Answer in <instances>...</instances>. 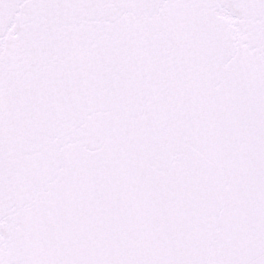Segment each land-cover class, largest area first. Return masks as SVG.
<instances>
[{
  "label": "snow or ice",
  "instance_id": "1",
  "mask_svg": "<svg viewBox=\"0 0 264 264\" xmlns=\"http://www.w3.org/2000/svg\"><path fill=\"white\" fill-rule=\"evenodd\" d=\"M0 264H264V0H0Z\"/></svg>",
  "mask_w": 264,
  "mask_h": 264
}]
</instances>
